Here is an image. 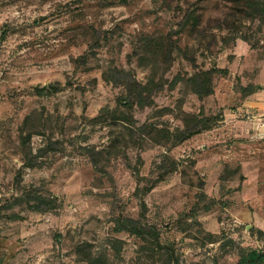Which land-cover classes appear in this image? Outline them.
Segmentation results:
<instances>
[{"label": "rangeland", "instance_id": "rangeland-1", "mask_svg": "<svg viewBox=\"0 0 264 264\" xmlns=\"http://www.w3.org/2000/svg\"><path fill=\"white\" fill-rule=\"evenodd\" d=\"M167 3L0 0V264L264 253V25L201 33ZM202 6L205 26L229 5Z\"/></svg>", "mask_w": 264, "mask_h": 264}, {"label": "trees", "instance_id": "trees-1", "mask_svg": "<svg viewBox=\"0 0 264 264\" xmlns=\"http://www.w3.org/2000/svg\"><path fill=\"white\" fill-rule=\"evenodd\" d=\"M174 0H165V3L169 4ZM188 9L185 11V19L190 21L194 19L193 26L196 29H199V32L203 33L204 30L212 31H229L236 30L237 24H241V33L244 23L250 22L251 24L260 22L264 25V0H221L228 3V11L221 13L218 17H209L205 26H201L203 13L200 11L203 9V1L206 0H186ZM219 8L218 6L216 7ZM237 31V30H236ZM245 39L248 40L249 36L245 35ZM167 57H171L172 52L167 54ZM116 74L124 75L128 80L124 83L128 92L129 99L132 103H137L141 106L149 104V102H142L145 97V92L147 91L148 86H143L141 83H138L135 79H132L128 74L121 70H115ZM115 74V75H116ZM106 76V74H105ZM107 77V78H106ZM106 80L113 83H120V79L117 80V76H106ZM126 81V80H125ZM189 82L193 85V92L203 97L213 93V78L212 71H200L192 76L189 79ZM196 131L190 130L188 127H185L183 130H180L177 134V142L185 141L194 135ZM165 264H180L179 262L168 261ZM237 264H264V253H260L256 250H249V253L245 255Z\"/></svg>", "mask_w": 264, "mask_h": 264}]
</instances>
